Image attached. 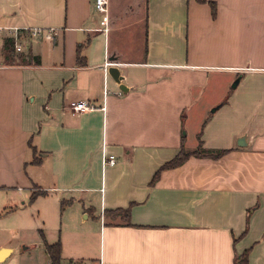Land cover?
I'll list each match as a JSON object with an SVG mask.
<instances>
[{
	"label": "crops",
	"instance_id": "crops-1",
	"mask_svg": "<svg viewBox=\"0 0 264 264\" xmlns=\"http://www.w3.org/2000/svg\"><path fill=\"white\" fill-rule=\"evenodd\" d=\"M129 2L108 4L102 32L93 0H0V27L57 32L30 41L38 64L0 67V264L30 229L47 263L44 243L59 241L61 263L237 264L247 250V264H264V0ZM139 21L143 55L124 58L110 33ZM77 100L96 109L72 114ZM199 100L220 106L196 138L229 151L191 156L151 183L181 146L198 147L182 130ZM103 151L113 165L103 167ZM127 207L128 222L105 214ZM58 211L61 232L49 235Z\"/></svg>",
	"mask_w": 264,
	"mask_h": 264
},
{
	"label": "rangeland",
	"instance_id": "rangeland-1",
	"mask_svg": "<svg viewBox=\"0 0 264 264\" xmlns=\"http://www.w3.org/2000/svg\"><path fill=\"white\" fill-rule=\"evenodd\" d=\"M130 0H109V5L112 9L118 10L120 9L124 4L130 3ZM100 16V15H99ZM141 21H139V24H136L131 29V33L126 34V31L120 26L118 29L112 31L110 33L111 38V45L116 43V40H118L120 47L122 48L124 55V58L129 59H140L143 55V45H144V28L141 25ZM129 38H132V40H128ZM142 50V51H141ZM111 78V77H110ZM228 82L226 85L229 84V86H234L235 84V78H227ZM210 82V78H209ZM210 85V84H209ZM37 97H39V94L36 92ZM207 98L208 96H204ZM213 108L208 106V101L205 102L201 100L194 103V105L191 107L190 111L185 114V117L183 118V130L182 134L184 133L186 136V142L185 145L188 149H193L196 147L198 139L196 138L195 133L199 131L200 127H197V125L201 124V118L204 116L206 117L209 111ZM198 119H200V122H198ZM199 123V124H198ZM61 211H58V214L55 218L52 220V226L51 231L48 232V234H54L58 236L60 234V225H61ZM97 220V219H96ZM19 219L15 220L13 222L14 224H17ZM79 221L84 222V226L94 229L95 221L92 220V218L88 220H83V217L81 216L79 218ZM17 222V223H16ZM65 222V220H64ZM21 234V245L18 246V242H16V247H18L19 251L23 255H19L18 252H16L10 259L8 260V263L10 264H47L48 260L45 254V251L42 247L39 246V238L40 234L38 231H34L33 229L30 230H24ZM19 234L14 233L12 234V237L15 239H18ZM14 242V241H13ZM24 246L30 247L28 250H24ZM64 257H69V255H64ZM72 257H76L73 256Z\"/></svg>",
	"mask_w": 264,
	"mask_h": 264
},
{
	"label": "built area",
	"instance_id": "built-area-1",
	"mask_svg": "<svg viewBox=\"0 0 264 264\" xmlns=\"http://www.w3.org/2000/svg\"><path fill=\"white\" fill-rule=\"evenodd\" d=\"M108 4L109 0H93L94 12L101 16L99 22L100 27L96 31L107 32L108 31ZM56 30L52 28H5L0 27V67L6 66L3 62L5 55L8 53V46H10L11 52L14 57L26 54L29 50L30 41L36 38L51 41L56 36ZM68 108L72 114L81 113L88 110L96 109V106L87 100L71 101L68 104ZM104 109V106L101 107ZM103 167L105 165H113L115 158L113 155H107L104 151L101 158ZM47 264H52L49 262ZM59 264H87L84 261L76 260L65 263L59 262ZM90 264H104L102 259L99 258L94 263Z\"/></svg>",
	"mask_w": 264,
	"mask_h": 264
},
{
	"label": "trees",
	"instance_id": "trees-1",
	"mask_svg": "<svg viewBox=\"0 0 264 264\" xmlns=\"http://www.w3.org/2000/svg\"><path fill=\"white\" fill-rule=\"evenodd\" d=\"M211 6H214L213 3H211ZM8 53L5 55V63L7 65H31V61H33L35 64H38L37 60H34V58L31 56L29 52H27L24 56L19 55L18 57H14L13 53L11 52L10 46H8ZM198 139V147L195 150L188 151L184 147L181 146L179 152L177 155L171 159L170 161L164 163L160 168L155 172L153 175V178L151 180V183H153L159 176L160 172L167 169H172L175 167H178L182 165L189 157L195 156V157H212L214 159L220 158L222 155L226 154L229 150H206L202 148V141H201V131L197 134ZM43 194L41 191H35L31 194L30 201L34 200L35 197L38 195ZM130 207V206H129ZM129 207L126 209H115L112 211H107L105 214L111 215L113 219L116 217H120L121 219H124L128 222L129 217ZM44 248L52 262V264H59L60 262V253H61V244L59 241H56L55 243L48 244L44 243ZM247 255L248 251H244L243 254L239 256L237 259V264H247Z\"/></svg>",
	"mask_w": 264,
	"mask_h": 264
},
{
	"label": "water",
	"instance_id": "water-1",
	"mask_svg": "<svg viewBox=\"0 0 264 264\" xmlns=\"http://www.w3.org/2000/svg\"><path fill=\"white\" fill-rule=\"evenodd\" d=\"M107 72H108L109 76L113 79V81L117 84L118 89L122 93H126L130 89L127 85L122 83V81L124 80V77L120 74V72H119V70H118V68L116 66H110L107 69ZM239 80H240V77H237L235 79L234 86H231V88H234L238 84ZM219 106H220V104H217L210 111L211 112H215L218 109ZM239 139L240 140H245V135L241 136ZM245 144L246 143H240L239 140L237 142V145H239V146H245Z\"/></svg>",
	"mask_w": 264,
	"mask_h": 264
}]
</instances>
